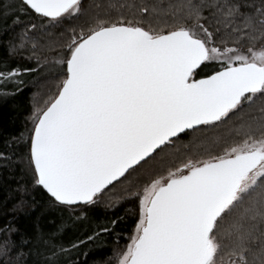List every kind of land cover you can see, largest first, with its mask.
<instances>
[{"label": "snow or ice", "instance_id": "1", "mask_svg": "<svg viewBox=\"0 0 264 264\" xmlns=\"http://www.w3.org/2000/svg\"><path fill=\"white\" fill-rule=\"evenodd\" d=\"M109 7L115 17L88 15L83 0H0V33L21 29L0 56V100L25 74L58 77L32 94L21 129H0V172L19 170L0 264H264V0ZM182 136L194 150L176 147ZM124 203L128 242L104 252L101 235L125 217L88 213ZM52 211L67 217L45 230ZM32 212L22 231L17 216ZM81 220L91 233L65 241Z\"/></svg>", "mask_w": 264, "mask_h": 264}, {"label": "trees", "instance_id": "2", "mask_svg": "<svg viewBox=\"0 0 264 264\" xmlns=\"http://www.w3.org/2000/svg\"><path fill=\"white\" fill-rule=\"evenodd\" d=\"M8 0L5 1V3ZM114 0H83L85 7L88 9V15L99 13L101 16L111 15L115 17V10L111 9L109 5L113 3ZM94 5H99V7H94ZM87 19V16L85 17ZM39 20L37 23L39 24ZM82 22V21H77ZM21 29L17 27L15 31L8 33H0V56L4 55L5 51V42L13 37L17 32ZM53 33L57 30L53 29ZM48 37L44 35L41 39V43H44ZM30 53L25 52L24 56H28ZM41 55L44 56H52L54 53H49L48 51H43ZM12 63H20L27 67H36V62L28 61L26 59H22L20 57L14 58ZM25 81L24 89L21 93L17 94L14 97H8L6 100H0V129L7 133H14L17 130L21 129L25 123V117L28 115L30 111V99L33 93H41L46 94L48 90L53 86L54 82L58 77H54L51 75H47L45 73L33 72L25 74L22 77ZM9 89L13 86L8 85ZM260 101L257 100V105H259ZM225 132V126H221L215 130L206 131L205 135L212 137L216 135H223ZM192 141V136H182L181 142L176 145V147L181 148V152L185 151L181 145H189V148L194 150V144L196 143ZM169 151H174V149H169ZM19 182V170L17 169L16 178H13L7 170L0 172V226H2L8 219L11 218L10 210L15 203V200L9 196V189H15L17 183ZM35 197V200L43 206L45 204L46 198L41 190H36L32 193ZM131 205L128 203H124L118 205L114 209H105L102 205L97 206L94 209H91L88 213L89 217L95 223H106L110 219H115L116 217H125L123 221H118L115 226V232L112 234H102L101 240L105 243L104 252H107L109 249L115 247L117 244L123 246L128 242V236L130 235V231L132 228V220L131 217L125 215V210L130 208ZM39 215L38 212H32L29 215L19 214L15 220V224L22 231H30L31 227L36 223V216ZM63 218L67 217V212L61 211H52L46 218L40 221V225L48 230L52 227L51 224L48 223L49 220L55 219L57 223ZM94 223H91L87 220L77 221L74 225L69 223L66 235L64 236L65 241L71 239L73 236H80L83 238L85 233H91ZM117 233L119 237H117ZM13 239H18V237H13ZM96 243H99L97 241ZM93 244H88L86 248H92ZM89 262L91 264V258H89Z\"/></svg>", "mask_w": 264, "mask_h": 264}, {"label": "rangeland", "instance_id": "3", "mask_svg": "<svg viewBox=\"0 0 264 264\" xmlns=\"http://www.w3.org/2000/svg\"><path fill=\"white\" fill-rule=\"evenodd\" d=\"M5 1H6V0H5ZM7 2H8V1H7ZM7 2H6V3H7Z\"/></svg>", "mask_w": 264, "mask_h": 264}]
</instances>
